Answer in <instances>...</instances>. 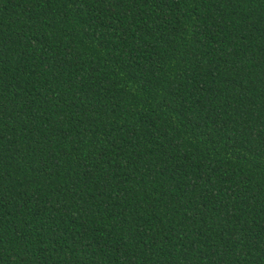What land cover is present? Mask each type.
<instances>
[{
	"label": "trees",
	"instance_id": "obj_1",
	"mask_svg": "<svg viewBox=\"0 0 264 264\" xmlns=\"http://www.w3.org/2000/svg\"><path fill=\"white\" fill-rule=\"evenodd\" d=\"M0 264H264V0H0Z\"/></svg>",
	"mask_w": 264,
	"mask_h": 264
}]
</instances>
